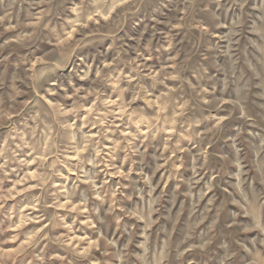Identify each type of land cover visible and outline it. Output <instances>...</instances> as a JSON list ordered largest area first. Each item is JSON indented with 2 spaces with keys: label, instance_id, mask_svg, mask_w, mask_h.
Instances as JSON below:
<instances>
[{
  "label": "rangeland",
  "instance_id": "1",
  "mask_svg": "<svg viewBox=\"0 0 264 264\" xmlns=\"http://www.w3.org/2000/svg\"><path fill=\"white\" fill-rule=\"evenodd\" d=\"M0 264H264V0H0Z\"/></svg>",
  "mask_w": 264,
  "mask_h": 264
}]
</instances>
